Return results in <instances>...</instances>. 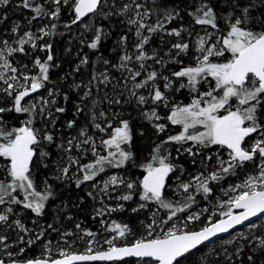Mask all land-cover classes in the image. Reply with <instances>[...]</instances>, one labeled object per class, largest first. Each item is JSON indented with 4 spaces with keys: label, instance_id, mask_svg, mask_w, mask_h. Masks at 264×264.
Listing matches in <instances>:
<instances>
[{
    "label": "snow or ice",
    "instance_id": "snow-or-ice-1",
    "mask_svg": "<svg viewBox=\"0 0 264 264\" xmlns=\"http://www.w3.org/2000/svg\"><path fill=\"white\" fill-rule=\"evenodd\" d=\"M126 257L264 264V0H0V264Z\"/></svg>",
    "mask_w": 264,
    "mask_h": 264
},
{
    "label": "trees",
    "instance_id": "trees-1",
    "mask_svg": "<svg viewBox=\"0 0 264 264\" xmlns=\"http://www.w3.org/2000/svg\"><path fill=\"white\" fill-rule=\"evenodd\" d=\"M13 18L15 19V18H17V17H13ZM109 43H111V42H109ZM61 47H63V45H61ZM85 162H87V161H85ZM134 171H136V174H137V175H141V171H142V170H134ZM167 194H168L169 196L172 195V194L169 192V190L167 191ZM145 215H146V213H145ZM112 218H113V219H116V220H118V221H120V220H127V221L130 222V223H136V222H137V221H136V216H135V214H130V213H125V214H114ZM143 218H144L143 215L140 216V219H143ZM80 219L84 221L82 227L90 228V229H92L93 231H96V230L98 229V224H97V223H94V222L91 220V218H89V217H87V216H84V215H81V216H80ZM70 226H71V225L69 224V227H70ZM243 230H245V227H243V228L240 229V231H243ZM130 239H131V238H130ZM53 240L55 241V237H53ZM78 247H79V246H78ZM38 251H39L38 249H35L34 252H33V254H38ZM117 264H137V260H136V259H129V260H126V261H124V262H117Z\"/></svg>",
    "mask_w": 264,
    "mask_h": 264
},
{
    "label": "water",
    "instance_id": "water-1",
    "mask_svg": "<svg viewBox=\"0 0 264 264\" xmlns=\"http://www.w3.org/2000/svg\"><path fill=\"white\" fill-rule=\"evenodd\" d=\"M252 220H253V222H256L259 219L254 217V218H252ZM243 227H246V225L245 226H237L236 230H240ZM220 235H221V237H225V236H228L229 234L225 233V234H220ZM129 259H136V258H134V257H126V258H124L123 261H119V262H124V261L129 260ZM96 264H104V262H96Z\"/></svg>",
    "mask_w": 264,
    "mask_h": 264
},
{
    "label": "rangeland",
    "instance_id": "rangeland-1",
    "mask_svg": "<svg viewBox=\"0 0 264 264\" xmlns=\"http://www.w3.org/2000/svg\"><path fill=\"white\" fill-rule=\"evenodd\" d=\"M113 171H116V170H113ZM169 192L172 194L171 189H169ZM259 222H260L259 220L256 221V223H259ZM238 231H240V230H238ZM104 235H106V233H105ZM228 236H229V235H228ZM228 236H225V237H222V238L227 239ZM54 251H55V249H54Z\"/></svg>",
    "mask_w": 264,
    "mask_h": 264
}]
</instances>
